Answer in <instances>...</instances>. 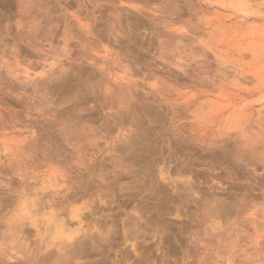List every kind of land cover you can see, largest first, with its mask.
I'll return each instance as SVG.
<instances>
[{
    "label": "rangeland",
    "instance_id": "rangeland-1",
    "mask_svg": "<svg viewBox=\"0 0 264 264\" xmlns=\"http://www.w3.org/2000/svg\"><path fill=\"white\" fill-rule=\"evenodd\" d=\"M112 263L264 264V0H0V264Z\"/></svg>",
    "mask_w": 264,
    "mask_h": 264
},
{
    "label": "bare ground",
    "instance_id": "bare-ground-1",
    "mask_svg": "<svg viewBox=\"0 0 264 264\" xmlns=\"http://www.w3.org/2000/svg\"><path fill=\"white\" fill-rule=\"evenodd\" d=\"M247 8H248V7H247V4H246V3H243V4L240 6L239 10H240L244 15H245V14L247 15V14H248V10H249V9H247ZM222 17H223V16H221V15L218 14V15H216V17H215V20H216V21H221V20H222ZM44 67H45V66H44ZM27 75L29 76V74H27ZM81 216H82L81 214H77V216H76V217L78 218L77 220H82V219H81ZM82 217H83V216H82ZM83 218H84V217H83ZM72 222H73V221H72ZM63 224H64V223H63ZM97 224H98V223H97ZM56 225H57V224H56ZM58 225H59V224H58ZM60 225L62 226V224H60ZM60 225H59V226H60ZM64 225H65V224H64ZM70 225H71V224H70ZM95 225H96V224H95ZM59 226H58V227H59ZM65 226H66V225H65ZM65 226H62V227L65 228ZM58 227L56 228V232H57V233H60V234L63 233V235L65 234V235L67 236L68 239H73V238H74V235L71 233L70 230H68L67 232H65L64 230H61V228H58ZM96 227H97V226H96ZM67 228L69 229V225L66 226L65 229H67ZM51 234H53V233H51ZM54 235H56V234H54ZM76 236H77V235H76ZM64 237H65V236H64ZM63 240H65V238H64ZM112 264H113V263H112Z\"/></svg>",
    "mask_w": 264,
    "mask_h": 264
}]
</instances>
